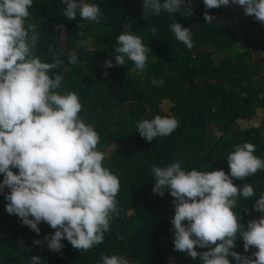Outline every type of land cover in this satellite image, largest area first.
Returning <instances> with one entry per match:
<instances>
[{
  "label": "trees",
  "instance_id": "obj_1",
  "mask_svg": "<svg viewBox=\"0 0 264 264\" xmlns=\"http://www.w3.org/2000/svg\"><path fill=\"white\" fill-rule=\"evenodd\" d=\"M93 2L102 13L99 23L79 15L75 21L67 20L62 0H33L29 22L37 25L35 54L42 61L51 63L53 53L64 54V64L54 70L64 77L59 91L78 94L79 115L99 134L103 166L119 178V214L110 221L103 243L80 252L65 240L61 255L46 245L34 246V241L55 230L42 222L37 235L5 211L6 201L0 195V264H27L32 256H40L44 264H98L102 254L127 256L135 264H201L198 258L174 250V198L167 191L163 198L152 192L151 166L179 160L185 170L228 174L227 156L234 145L244 142L255 145L254 155L264 158V24L246 16L238 5L206 9L203 0L192 8L191 16L161 13L147 19L142 0ZM205 12L215 17L213 24L204 21ZM174 19L191 28V49L168 30ZM127 23L150 47L143 72L128 60L124 66L104 68L105 60L115 64L109 53L118 46L116 38ZM154 24L159 29L156 35L148 30ZM56 25H64V37ZM79 39L88 41L86 49L77 46ZM239 42L246 45L242 52L237 49ZM73 50L78 65L67 62ZM153 78L163 79V86H153ZM156 115L173 116L179 126L169 136L148 142L136 132V124ZM233 182L251 183L258 197L264 192V171ZM254 203L240 198L237 205L245 228L249 220L259 218ZM233 250L245 256L257 251L245 252L239 238Z\"/></svg>",
  "mask_w": 264,
  "mask_h": 264
},
{
  "label": "clouds",
  "instance_id": "obj_2",
  "mask_svg": "<svg viewBox=\"0 0 264 264\" xmlns=\"http://www.w3.org/2000/svg\"><path fill=\"white\" fill-rule=\"evenodd\" d=\"M63 16L75 21L99 23L100 7L93 0H62ZM206 9L238 5L246 16L264 24V0H203ZM33 0H0V195L6 201L5 211L16 216L22 225L37 235L42 222L54 234L34 241V246L61 254L67 241L80 252L103 243L110 221L119 214L116 196L119 178L103 166L105 153L98 150L99 134L94 126L79 115L82 111L76 92L60 93L64 77L54 70L64 64L63 53H53L52 62L42 61L35 50L39 32L29 22ZM143 16L175 13L193 14L191 0H142ZM206 24L214 16L204 14ZM63 36L64 25H56ZM116 38L117 47L104 61V68L124 66L126 60L143 72L147 67L149 45L124 24ZM191 28L174 19L168 30L187 48L194 47ZM159 31L154 24L148 29ZM87 48L88 41L78 40ZM49 52H53L49 47ZM67 62L78 65L75 50L67 54ZM153 86H163V79H151ZM179 126L173 116L156 115L137 122V133L146 141L166 137ZM255 145L244 142L233 146L227 156L230 169L201 171L182 167L177 160L161 167L151 166L154 180L152 192L174 198V250L186 253L201 264H264V192L256 196L251 183L234 185L264 171V158L254 155ZM13 169L18 170L14 173ZM7 189V192L5 190ZM240 198L255 201L253 211L258 219L247 227L236 211ZM250 214V213H249ZM186 222V223H185ZM242 239L245 252L255 248L251 256L233 249ZM207 249L198 252L195 249ZM229 257L232 258L230 261ZM27 264H44L40 256H32ZM98 264H135L123 255H104Z\"/></svg>",
  "mask_w": 264,
  "mask_h": 264
},
{
  "label": "rangeland",
  "instance_id": "obj_3",
  "mask_svg": "<svg viewBox=\"0 0 264 264\" xmlns=\"http://www.w3.org/2000/svg\"><path fill=\"white\" fill-rule=\"evenodd\" d=\"M198 1L199 0H191V8H193L195 5H197ZM192 11H193V9H192ZM178 14H180V13H178ZM237 49L242 52L246 49V45L243 42H239ZM262 136L264 138V128L262 130Z\"/></svg>",
  "mask_w": 264,
  "mask_h": 264
}]
</instances>
